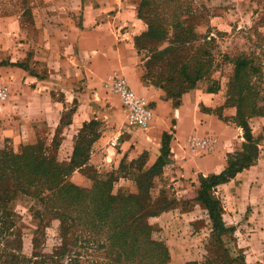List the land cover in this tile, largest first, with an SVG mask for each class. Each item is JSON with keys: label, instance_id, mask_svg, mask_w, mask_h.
Segmentation results:
<instances>
[{"label": "rangeland", "instance_id": "374dc122", "mask_svg": "<svg viewBox=\"0 0 264 264\" xmlns=\"http://www.w3.org/2000/svg\"><path fill=\"white\" fill-rule=\"evenodd\" d=\"M210 1L137 0L141 27L134 35L133 44L143 59L144 79L166 98L175 100L178 94L194 86L215 97L213 114L238 128L242 139L236 106L240 97H249L247 104L241 105L239 118L250 131L252 141L261 145L264 142V0H251L250 5L244 0H217L214 5ZM50 4V0H0L4 12L20 15L26 21L35 19L45 28L52 12ZM237 58H244L249 63L246 68L254 69L246 79L253 92H235L233 64ZM180 65H186L185 73L177 72ZM197 66L201 71L198 78H193ZM28 98L31 97L13 102L7 97L0 101V157L3 154L19 157L33 151L35 159L64 168L68 162L67 150L62 146L60 133L54 135L53 127L37 117L41 111ZM31 125L33 133L27 131ZM132 130L138 129H127L120 106L107 121L103 117L91 121L88 130L81 134L84 147L90 142L86 162L80 168L60 173L62 184L85 190L98 186L102 190L98 182L105 180L111 194L118 195L133 192L131 179L137 177L141 187L138 208L143 209L142 225L148 229L151 241L164 246V264H243L237 256L240 248L236 240L245 234L243 224L248 211L233 215L231 211L238 204L233 199L223 202L216 190L209 191L219 209V214L211 218L208 208L197 199L199 180L192 184V195L179 183L171 182L167 175L161 176L160 166L153 177L141 175L137 172L139 157L129 163L104 165V159L114 157L122 137ZM116 137V146L111 148L109 143ZM191 138L186 141L189 149H192ZM59 186L52 190L43 186L42 201L19 193L8 199L1 193L0 264L111 263L113 254H109L104 229L94 235L80 225L71 226L66 218L62 221L54 217V194ZM251 191L259 195L264 207L263 191L256 185ZM47 196L50 202L46 201ZM227 206L231 209L229 218L224 211ZM72 209L73 205H69L68 211L73 213ZM234 222L240 233L235 230ZM62 226H70L64 239ZM62 247H65L64 257L57 260L56 252Z\"/></svg>", "mask_w": 264, "mask_h": 264}, {"label": "crops", "instance_id": "0c3cea01", "mask_svg": "<svg viewBox=\"0 0 264 264\" xmlns=\"http://www.w3.org/2000/svg\"><path fill=\"white\" fill-rule=\"evenodd\" d=\"M216 1L211 0L210 5ZM244 1L251 4V0ZM50 2L46 28L35 19L26 21L4 12L0 5V88L6 89L10 101L24 97L35 101V108L41 111L37 117L53 127L54 135L60 133L67 161L77 135L87 131L93 120L103 117L107 121L119 108L116 96L103 87L109 77L122 78L134 94L149 102L153 117L145 129L122 137L114 157L104 159L105 166L139 157L137 172L144 173L166 146L160 175H167L193 195L192 184L219 174L228 156L242 151L240 130L213 114L215 97L194 86L175 100L166 98L144 79L143 59L133 44L141 27L137 0ZM30 128L28 132H35L32 125ZM190 137L208 138V151L189 149L186 141ZM254 185L264 193V142L258 145L254 165L213 189L223 202L231 198L238 203L232 211L224 208L228 218L230 211L233 215L248 211L245 234L236 240L243 264H264V207L259 195L251 191ZM233 224L240 233V227Z\"/></svg>", "mask_w": 264, "mask_h": 264}, {"label": "trees", "instance_id": "16d2710c", "mask_svg": "<svg viewBox=\"0 0 264 264\" xmlns=\"http://www.w3.org/2000/svg\"><path fill=\"white\" fill-rule=\"evenodd\" d=\"M248 64L244 58H237L234 61L233 84L235 92L239 90L253 92V87L248 86L246 79L249 77L248 72H252L254 69L246 68ZM186 68V65H180L177 72L180 71L182 74ZM200 71L201 67L197 66L192 73L194 74L193 78H198ZM180 95L178 94L175 98ZM246 100H249V97H240L236 106V116L239 120L237 126L243 131L242 151L232 157L228 156L226 166L219 174L198 179L197 199L208 208V215L211 218H215L219 214L217 202L210 197L212 189L232 179L241 169L254 165L258 157L259 144L252 141L253 137L250 131L239 118L241 105L245 106ZM86 128L88 129V126ZM82 133L77 135V141L69 161L66 163L67 166L64 167L66 169L56 163L49 165L42 159H35L36 155L33 151H28L27 154H22L19 157L3 154L0 157V202H3L1 193L8 199H11L15 193H19L42 201L40 189L43 186H46L47 190H52V187H57V184H60L54 194V204L56 205L54 217L62 221L66 218L71 226L80 225L94 235L104 229L106 231L105 240L110 248L109 254H113L110 264H164L166 258L164 246L151 241L148 229L142 225L143 209L138 208L140 204L138 194L141 187L137 177L131 179V182H134V193L121 192L118 195L111 194L110 187H106L105 184L106 182L108 185V182L105 180L98 182L102 190L98 186H93V190H85L78 189L72 184H62L60 173H65L67 169L70 171L73 167L80 168L86 162L90 142L84 147ZM166 153L167 151L163 147L161 157ZM161 157L148 171L140 174L151 175V177L157 175L156 168L158 166L161 168L163 165ZM209 191H211L210 194ZM48 198L49 196L46 197V201L50 202ZM69 205H73V213L68 211ZM69 228L70 226L60 228L63 239L64 235L68 234ZM64 251L65 247H62L56 252L57 260L64 257Z\"/></svg>", "mask_w": 264, "mask_h": 264}, {"label": "built area", "instance_id": "2783aa9c", "mask_svg": "<svg viewBox=\"0 0 264 264\" xmlns=\"http://www.w3.org/2000/svg\"><path fill=\"white\" fill-rule=\"evenodd\" d=\"M103 87L110 94L115 95L120 108L125 114V124L127 129H145L152 120V106L143 98L134 94L120 77H109L103 84ZM7 98L5 88H0V101ZM117 137L109 143L111 148L116 146ZM208 138L190 139V147L202 153L208 151L210 143Z\"/></svg>", "mask_w": 264, "mask_h": 264}]
</instances>
